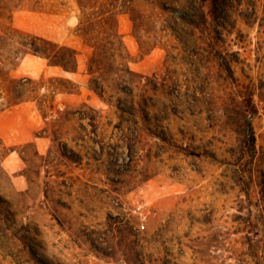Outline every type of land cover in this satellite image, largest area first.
<instances>
[{"label":"rangeland","instance_id":"1","mask_svg":"<svg viewBox=\"0 0 264 264\" xmlns=\"http://www.w3.org/2000/svg\"><path fill=\"white\" fill-rule=\"evenodd\" d=\"M122 1L0 0V102L9 80L33 96L0 111V264H264L257 27L221 12L215 43L234 73L223 82L202 66L211 27L183 25L181 43L157 8L161 45L143 52ZM114 33L141 83L171 95H153L145 117L121 121L87 88L92 45ZM32 37L75 49L78 72L20 50Z\"/></svg>","mask_w":264,"mask_h":264},{"label":"trees","instance_id":"2","mask_svg":"<svg viewBox=\"0 0 264 264\" xmlns=\"http://www.w3.org/2000/svg\"><path fill=\"white\" fill-rule=\"evenodd\" d=\"M139 2L151 7L149 14H144L143 9L137 7ZM157 8L168 17L167 25L164 26L165 29L173 32L177 41H181V43H186L188 35L183 25L197 29L199 33L203 34L208 32L207 28L211 27L213 36L209 33L211 38L208 39L210 50L206 49L207 51L202 53L204 57L202 66L206 69H210V66H216L218 73L224 76L223 82L232 81L233 83L234 73L231 60L227 58V54L219 50L220 48L215 43L222 41V38H218L221 34L218 28H225L224 24H220L218 21L221 18V12L234 10L246 25H255L259 39L257 52L264 47V40L262 39L264 35V0H124L121 3V10L130 16L133 34L143 52H148L161 45L152 28V21L155 18V9ZM30 41L27 45L20 43V50L27 52L28 49L33 55L45 58L51 67L62 68L71 74L78 72L77 56L79 53L75 49L69 46H59L45 39L32 37ZM37 41H40L42 45L37 44ZM92 47L94 52L86 61L85 73L89 77L87 88L106 105L115 109V114L119 120L122 121L129 116L141 115L145 117L148 115L149 109L153 106V95L161 93L164 96H171L163 88L155 85L152 78L146 77V83H141L142 75H138L128 68L124 61V46L118 34L114 33L102 39L96 38ZM262 67L264 71V66ZM26 80L33 83L32 79ZM53 80L71 84L68 79L54 78ZM22 81L23 79H20L19 82L9 80L3 86L5 94L3 96L4 101L0 102V111L5 107L19 104L24 99H33V96L30 95L31 91ZM51 88H54V91H71L63 85ZM91 110L95 111L92 108ZM247 116L252 115L246 113ZM248 125L251 131L250 137L253 138L251 124L248 123ZM150 133L152 136L157 135L156 132ZM52 134H55V131H52ZM126 138L129 139V137ZM125 147L128 148V151L132 150L131 141L126 142ZM262 195L264 197V194Z\"/></svg>","mask_w":264,"mask_h":264},{"label":"built area","instance_id":"3","mask_svg":"<svg viewBox=\"0 0 264 264\" xmlns=\"http://www.w3.org/2000/svg\"><path fill=\"white\" fill-rule=\"evenodd\" d=\"M141 228H143V226H140Z\"/></svg>","mask_w":264,"mask_h":264}]
</instances>
